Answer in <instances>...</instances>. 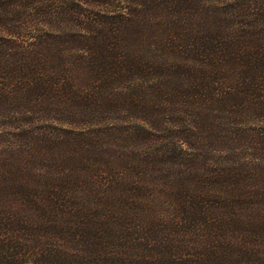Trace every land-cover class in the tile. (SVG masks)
<instances>
[{
  "label": "trees",
  "instance_id": "16d2710c",
  "mask_svg": "<svg viewBox=\"0 0 264 264\" xmlns=\"http://www.w3.org/2000/svg\"><path fill=\"white\" fill-rule=\"evenodd\" d=\"M20 1L0 3V264H264V127L247 142L206 131L264 125V0H62L33 11L40 30ZM157 118L173 140L148 153L152 173L179 160L207 180L141 199L137 151L103 138ZM234 146L259 158L220 169L210 151Z\"/></svg>",
  "mask_w": 264,
  "mask_h": 264
},
{
  "label": "rangeland",
  "instance_id": "374dc122",
  "mask_svg": "<svg viewBox=\"0 0 264 264\" xmlns=\"http://www.w3.org/2000/svg\"><path fill=\"white\" fill-rule=\"evenodd\" d=\"M40 1V0H39ZM150 2H152L153 0H149ZM203 4L205 5H210L212 4V0H202ZM1 5L6 8L7 11H9L10 13H12L14 15V4H17V0H13L10 4L8 3V0L4 1V0H0ZM29 4H27V2H23V0H21L19 2L18 8H21L25 13V16H28V20L26 21H30L32 23V25L34 24L35 29H39L38 26H36V24H38L36 21H41L36 19L32 14L34 10L36 9H43V11L46 10H55V7L57 8H63V4H62V0H45L44 4H42V8H37L34 6V2H28ZM39 5V7H41ZM127 7V6H126ZM26 8V9H25ZM88 15V13H86V16ZM34 19V20H33ZM22 22V33H23V40H25L24 38H29L32 37V35L30 33H32V26L29 22H25V21H21ZM36 22V23H35ZM5 23H9V20H5ZM40 30V29H39ZM116 114L112 115L113 117L117 118V119H121L123 120L124 118H128L131 116H128L126 114V112H124L123 110H121V108L117 109L116 111H114ZM163 116L165 117V115L163 114ZM112 118H107L105 121H113ZM145 114H139V120L142 121L144 120ZM154 119V117H153ZM151 119H147V121H149ZM100 123V121H98ZM157 122V126H153V129L148 126V124L146 123L144 125V129H146V134L141 137V138H133L131 140H127L125 143H121L120 140L119 142L117 141V137L120 139V136L118 134L115 133H110L108 134V136L103 138L104 144L102 147H110L111 149H107L105 150V152L107 154H111L112 152H118L120 145H122V153H128V152H135L137 151V157L139 159H141V168L139 170L143 171L140 175H139V180H141L142 186H141V193L139 194V196L137 198H141L143 199L144 197H149V196H156L157 190H164V189H168V187L171 184H174V189L172 191H169L174 193L176 191V187L180 184H186L188 187H192L196 181L198 183V185H202V184H206V178L207 175L205 172L199 171L201 169L200 166H196V169L198 170V172H195L193 174V176L191 174H189V177H187V174H185L184 169H181V166L183 165V163H181V165H179V160L175 161V163L171 164L170 160L169 162L165 163L162 162L163 164H159L160 166H156L155 165V169H159L158 171H154L152 173L151 170H153L151 167L154 165L152 164V162H149L148 165L146 164V158L148 157V153L149 152H153V151H163L162 148V144L164 142H161V140H166L168 139L166 142H171L173 140V136L169 135V131H168V126L167 124H165L163 121H160L159 118H157L156 120ZM113 123V122H110ZM190 125V124H189ZM217 126L219 127V131L217 130L215 133H212L210 128H207L206 131H208L207 133H211V135H209V139H219L221 137H230V132H232V130H230L231 128H235L236 130H238L239 132V136H246L244 139V141H250L251 138H253L255 135L259 134V130L261 128L264 127L263 124H261L260 122H256V121H250V122H244L243 124H240L239 126H235V125H231V121L229 119H225L221 122H219L217 124ZM186 127V126H184ZM97 128L99 129L100 126ZM188 134H193L194 135V131L189 132ZM185 138H188L189 141L193 138V137H187L184 136ZM132 138V137H130ZM120 143V145H119ZM179 147H182V152L184 154L187 153H193L194 152V147H192L190 144L186 145L185 143L181 145H179ZM118 148V149H117ZM3 150V149H2ZM120 152V151H119ZM211 152V156L214 157L215 159H217L219 161V159H222L223 161H219V166L220 169L226 170V169H232L233 166L232 165H227L224 164L226 158L230 159L233 162H238V164H245L251 160L250 159H255L256 157L259 158L258 156V151H249L248 149H240V147L238 146H234L233 148H217V151H210ZM197 153V151H196ZM92 155L87 157L84 160L87 159H92L94 158V156L96 157H100L97 155L93 156V153H91ZM106 154V155H107ZM105 156V155H104ZM248 159H245V158ZM111 157H108V159H110ZM49 159L51 161V164H58L61 161V157L58 156L57 154H50ZM97 159V158H95ZM223 162V163H222ZM94 163L93 161L87 160L85 165H89ZM107 163V161H106ZM170 163V164H169ZM61 165V164H60ZM207 166L209 168H211L213 166V161L209 160ZM239 166L237 165V167L234 168H238ZM32 169L35 168V171H41V167L38 166H31ZM231 174H233V171H231ZM169 177H175L170 179ZM157 180V182L155 184V181ZM152 184V185H151ZM192 189V188H191ZM149 191V192H148ZM150 198V197H149ZM165 198H162V201H164Z\"/></svg>",
  "mask_w": 264,
  "mask_h": 264
}]
</instances>
